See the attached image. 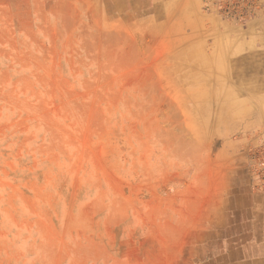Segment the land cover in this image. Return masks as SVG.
Instances as JSON below:
<instances>
[{
    "label": "rangeland",
    "instance_id": "obj_1",
    "mask_svg": "<svg viewBox=\"0 0 264 264\" xmlns=\"http://www.w3.org/2000/svg\"><path fill=\"white\" fill-rule=\"evenodd\" d=\"M228 6L0 0V264H213L264 193V1Z\"/></svg>",
    "mask_w": 264,
    "mask_h": 264
},
{
    "label": "crops",
    "instance_id": "obj_2",
    "mask_svg": "<svg viewBox=\"0 0 264 264\" xmlns=\"http://www.w3.org/2000/svg\"><path fill=\"white\" fill-rule=\"evenodd\" d=\"M249 200L224 229L213 227V264H264V193Z\"/></svg>",
    "mask_w": 264,
    "mask_h": 264
},
{
    "label": "built area",
    "instance_id": "obj_3",
    "mask_svg": "<svg viewBox=\"0 0 264 264\" xmlns=\"http://www.w3.org/2000/svg\"><path fill=\"white\" fill-rule=\"evenodd\" d=\"M229 5V8H250L257 6L258 2H263L264 0H220ZM254 174L256 176L258 187L264 192V144L259 151V156L256 160V165L254 168Z\"/></svg>",
    "mask_w": 264,
    "mask_h": 264
}]
</instances>
